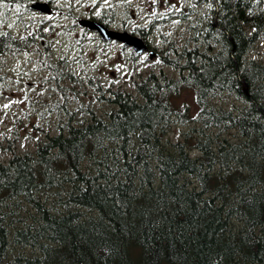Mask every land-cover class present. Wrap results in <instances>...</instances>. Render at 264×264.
I'll return each mask as SVG.
<instances>
[{
	"label": "trees",
	"instance_id": "obj_1",
	"mask_svg": "<svg viewBox=\"0 0 264 264\" xmlns=\"http://www.w3.org/2000/svg\"><path fill=\"white\" fill-rule=\"evenodd\" d=\"M194 2L208 19L194 47L161 54L180 78L150 73L136 95L111 91L105 116L68 112L34 152L0 161V264H264V64L246 58L264 9ZM30 39L0 35V55ZM189 89L195 114L176 104ZM218 92L247 106L216 108ZM177 116L193 124L172 142Z\"/></svg>",
	"mask_w": 264,
	"mask_h": 264
},
{
	"label": "rangeland",
	"instance_id": "obj_2",
	"mask_svg": "<svg viewBox=\"0 0 264 264\" xmlns=\"http://www.w3.org/2000/svg\"><path fill=\"white\" fill-rule=\"evenodd\" d=\"M49 1L59 14L46 17L35 14L33 18L36 22L42 19L53 22L52 30L46 31L51 46L46 49L48 41L45 38L44 42L39 41L38 47L46 66L41 67V59L36 60V53L29 49L20 57H9L0 69V160L3 162H7L14 153H31L39 142L57 135L59 126L68 120V112H75L76 122L91 120L89 110L97 117L105 116L110 109L107 99L112 95L111 91L136 94L135 83L150 73L178 79L181 74L174 66L159 59V54L173 61L183 48L188 47L192 37L189 28L191 22L179 18L183 17V8L188 9L193 5L195 13L190 17L203 24L208 22L206 6H196L190 3L192 0ZM60 8L68 15H63ZM104 10L108 14L112 10L120 12L111 24L115 29L145 28L148 39L158 53L157 59L150 60L147 56L133 59L131 51L122 45L103 44L95 34L82 30L80 18L98 16ZM124 12L127 15L124 16ZM30 19L22 21L28 22ZM13 32L19 35L22 29L15 26ZM161 35H166L167 40H163ZM37 46L33 49H37ZM48 50H54L57 59H48ZM249 57L264 62V42L258 43ZM60 61L64 63L59 65ZM55 65L58 76L65 79L58 84L60 90L55 86L48 67ZM70 74L80 83L66 80ZM89 78H93L98 86H92ZM62 85L68 89L66 92ZM73 91L76 95L70 97ZM215 101L226 108L243 106L237 97L229 95H224V99L218 97ZM176 102L182 108L190 105L192 114L197 112L192 91L183 92ZM182 118L175 117L168 129L167 137L172 142L182 141L188 130L190 123L186 124ZM234 135L235 132H232L227 138L236 142Z\"/></svg>",
	"mask_w": 264,
	"mask_h": 264
},
{
	"label": "water",
	"instance_id": "obj_3",
	"mask_svg": "<svg viewBox=\"0 0 264 264\" xmlns=\"http://www.w3.org/2000/svg\"><path fill=\"white\" fill-rule=\"evenodd\" d=\"M85 25L89 26L92 29L97 30L104 39L111 40V39H117L120 41L125 42L127 45H131L135 48L137 52H143L146 50V45L143 42V40L133 37L128 33H118L108 30L104 25L95 23V22H89L84 23Z\"/></svg>",
	"mask_w": 264,
	"mask_h": 264
},
{
	"label": "flooded vegetation",
	"instance_id": "obj_4",
	"mask_svg": "<svg viewBox=\"0 0 264 264\" xmlns=\"http://www.w3.org/2000/svg\"><path fill=\"white\" fill-rule=\"evenodd\" d=\"M1 1V0H0ZM9 2L10 5H15L18 4L19 6H22L25 4V2L29 1V0H7Z\"/></svg>",
	"mask_w": 264,
	"mask_h": 264
},
{
	"label": "bare ground",
	"instance_id": "obj_5",
	"mask_svg": "<svg viewBox=\"0 0 264 264\" xmlns=\"http://www.w3.org/2000/svg\"><path fill=\"white\" fill-rule=\"evenodd\" d=\"M27 44V43H26ZM25 44V45H26ZM25 47H23V50H28L29 48H30V46L29 47H27V48H25ZM252 50H253V48L248 52V54H247V56H246V58H247V61H255V62H257V63H260V61H256L255 59H251L249 56H250V54L252 53ZM243 110V109H242Z\"/></svg>",
	"mask_w": 264,
	"mask_h": 264
}]
</instances>
